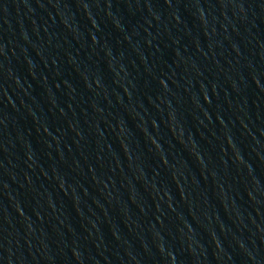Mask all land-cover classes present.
Wrapping results in <instances>:
<instances>
[{"label":"water","instance_id":"water-1","mask_svg":"<svg viewBox=\"0 0 264 264\" xmlns=\"http://www.w3.org/2000/svg\"><path fill=\"white\" fill-rule=\"evenodd\" d=\"M0 264H264V0H21Z\"/></svg>","mask_w":264,"mask_h":264}]
</instances>
